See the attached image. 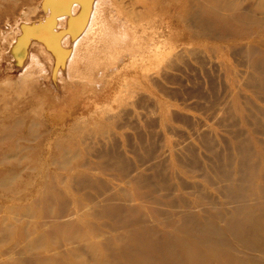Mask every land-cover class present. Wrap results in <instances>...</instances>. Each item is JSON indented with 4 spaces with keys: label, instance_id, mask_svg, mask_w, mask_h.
I'll list each match as a JSON object with an SVG mask.
<instances>
[{
    "label": "rangeland",
    "instance_id": "rangeland-1",
    "mask_svg": "<svg viewBox=\"0 0 264 264\" xmlns=\"http://www.w3.org/2000/svg\"><path fill=\"white\" fill-rule=\"evenodd\" d=\"M117 1L125 5L128 3V0ZM100 2L97 3L100 5ZM97 3L96 0H0V114L11 112L31 116V120L25 121L26 126L34 128L39 135L44 131L52 134L50 141L36 143L35 140L23 139L22 145H39V148L49 145L54 150L56 139L63 136L61 144L75 150L72 153L76 162L91 165L93 170H89L94 177L121 194L132 196L121 202L128 206L137 205L143 215H152L150 200L136 197L137 188L127 181L130 175L125 177L121 168L95 170L100 160L95 156L97 152H110L115 148L124 157L123 161L129 169L146 174L152 173L149 165L163 160L167 172L164 176L175 183L172 190H158L155 196L163 201L162 194L165 192L166 195L170 192L173 196L185 195L190 203L201 206L199 212L196 210L199 220L209 217L212 209L207 203L198 202L190 189L184 190L181 181L208 193L211 191V197L220 206L223 215L235 213L238 218L246 219L249 215L245 212L249 211L262 222L259 204L251 201L255 196L250 197L247 193L254 190L253 185L256 187L260 183L264 187V184L254 181L256 178L253 177L243 180L248 170L245 167L238 172L236 161L243 160L246 165L247 160L232 147L236 133L227 132L225 127L217 124L228 120L238 125L253 152L248 160L258 166L257 172L261 171L264 156L254 154L264 153V135L252 130L239 112L247 111L245 102L253 106L256 115L259 108L264 111V101L243 85L247 70L243 65L247 58L245 46L251 40L250 36L264 35V28L250 25V35L236 34L216 40L195 35L189 28L184 30L169 17L157 24L153 22V29L140 26V8L132 9V13L130 8L126 10L129 19L134 22L128 21L124 27V15L116 11L109 13L105 8L107 5L101 3L99 6ZM74 6L75 12L72 11ZM94 7L97 8L95 21L92 14ZM6 18L10 19L7 21ZM85 28V33L94 30L91 37L81 38L79 46L74 47L73 42L80 38ZM126 28L131 30L128 32ZM67 38L68 43H65ZM153 39H168L178 45L155 46V55H158L155 62L150 56ZM251 44L260 49L264 47L263 43L251 41ZM171 46L174 48L171 49ZM64 47L70 49L67 57ZM73 50L75 57L70 54ZM143 61L154 63L144 69ZM241 61H244L243 64ZM171 64L174 66L171 67ZM236 93H242L236 108H232L230 114L223 111L213 119L211 115L216 108L232 103ZM257 119L262 120L260 117ZM203 127L212 133L214 139L211 143L203 138ZM188 146L196 150L201 162H210L211 169L202 171V174L201 171L180 167L177 160L188 155ZM174 153L178 155L174 156ZM59 159L62 160V157ZM45 160L43 156L35 163L40 165ZM49 173L55 180L68 176L67 170H57L54 166ZM227 173L232 176L228 178ZM226 184L242 186L241 191L245 195L239 199L224 197L218 189ZM60 187L67 189L61 182ZM84 191L89 194L94 192L91 188ZM71 192L78 198L83 196L82 192L76 193L73 189ZM162 209L167 216L175 210L169 204ZM237 210L241 213L236 214ZM83 220L97 223L109 221L88 216ZM217 224L222 225L223 222L218 220ZM160 227L163 233H181L167 226ZM109 233L106 234L114 237V231ZM259 233L264 236L262 229H258ZM227 240L236 243L229 233ZM112 244L120 249L121 243L117 239ZM100 252L107 253L102 249ZM126 252L130 250L126 249ZM249 253L264 259L263 252ZM139 258L136 255L134 260ZM64 260L68 263L72 259L65 256Z\"/></svg>",
    "mask_w": 264,
    "mask_h": 264
},
{
    "label": "bare ground",
    "instance_id": "bare-ground-1",
    "mask_svg": "<svg viewBox=\"0 0 264 264\" xmlns=\"http://www.w3.org/2000/svg\"><path fill=\"white\" fill-rule=\"evenodd\" d=\"M97 2H100V5ZM127 2L125 5L117 0L106 2L96 0L99 6L102 5L101 3L107 5L105 8L109 13L116 11L119 15H124L126 19L123 21L124 27L128 21L134 22L129 19L126 10L131 9V12L132 9L140 8L142 13L140 26L153 29V22L157 24L158 21L169 17L184 30L188 31L189 28L195 35L209 36L216 40L236 34L250 35V25L264 28V0H128ZM11 4L13 5V2ZM96 9L94 7L92 12L94 21ZM75 10L76 6L72 11ZM86 30L87 28L83 30L80 38L73 42L74 47L79 46L81 38L91 37L94 30L85 33ZM130 30L128 29V32ZM128 32L127 36H129ZM250 37L251 40L245 46L247 58L245 57V62L241 61L247 68L243 85L264 101V47L260 49L256 44H251V41L264 44V35L257 34ZM68 40V38L64 39V42L68 43ZM151 44L150 56L155 62L158 57L155 55V46L178 45L168 39L161 41L153 39ZM172 48L174 47L171 46ZM63 50L67 57L70 49L64 47ZM70 54L76 56L74 50ZM162 54L163 52L159 55ZM153 63L143 61L142 67L147 69V65ZM172 66L174 64H171ZM240 94L236 93L233 102L228 103L226 107H215L216 111L212 112L214 113L211 115L212 118L215 119L223 111L230 114L231 109L236 108V102L241 98ZM245 105L247 111L242 110L239 114L252 130L264 135V111L259 108V113L256 115L252 105L248 102H245ZM258 117L262 120L259 121ZM31 118L33 117L14 115L11 112L0 114V165H2L0 166V264H264V259L261 257L249 255L251 251L264 253V236L257 234L258 229L264 232V187L260 183L256 187L253 185L254 190L251 192L248 190L247 195L255 196L251 201L253 204H259L262 222H259L258 217L253 216L254 213L249 211L245 212L249 215L246 219L238 218L235 213L223 215L220 206L212 199L211 191L208 193L195 185L181 181L184 190L190 189L198 202L207 203L210 210H213L212 213V210L210 211L209 217L199 220L196 210L199 212L201 206L190 203L185 195L173 196V192L169 193L171 195H166L165 192L162 194L163 201L155 196L158 190L165 191L173 187L174 181L164 176L167 172L164 170L163 160L149 165L148 168L152 173L146 174L140 170L129 169L127 163L123 161L124 157L115 148L110 152L96 150L99 152L95 156L100 160L95 170L121 168L125 177L130 175L127 181L137 188L136 197L150 200L152 215H143L137 205L128 206L121 202L122 199L129 200L132 196L128 193L121 194L114 187H109L107 183L94 177L90 172L93 170L91 165L76 162L73 159L75 156L73 150L61 144L64 142H62L63 136L56 139L53 144L54 150L49 145L42 148H39V145L37 147L22 145L23 139L35 140L37 143L40 140L50 141L52 137L50 131H44L39 135L34 128L26 126L25 121ZM217 125L225 127L227 132L236 133L233 135L235 141L232 147L236 151L239 150L240 154H243V159L247 160L246 165L243 160L239 163L236 161L238 172L245 167L248 170L243 180L253 177L256 178L254 181L264 184V168L257 172L258 166L248 160L253 152L245 133L239 130L238 125L233 121L222 120ZM204 127L201 128L203 138L211 143L214 137L211 132L204 130L207 128ZM186 149L188 155L184 158L178 157L179 166L196 172L208 171L210 162L204 161L205 164L201 162L192 146ZM237 153L239 155V152ZM254 155L263 157L264 153ZM43 156L46 160L40 165L36 164L35 161ZM60 157L62 160L59 159ZM52 166L57 170H67L66 179L51 178L49 170ZM226 175L228 178L232 176L230 173ZM60 182L68 191L60 187ZM220 187L218 191L224 197L239 199L245 195L241 191L242 186L226 184ZM87 188L93 189L94 192L86 193L84 190ZM71 189L76 193L82 192L83 196L78 198L72 192L70 194ZM166 203L175 209L170 216H167V212H163L162 209L167 205ZM240 213L236 211V214ZM85 216L96 220L109 219V221L90 222L83 220ZM218 220L223 224L218 225ZM160 226H167L181 233L174 235L168 231L163 233ZM110 231H114V237L109 236ZM228 233L237 244L228 242ZM114 239L120 241V249L113 246ZM101 249L107 252L106 255L101 254ZM126 249L130 252L127 253ZM82 255L87 258H83ZM136 255L140 257L139 260H134ZM65 256L70 257L71 262L66 263Z\"/></svg>",
    "mask_w": 264,
    "mask_h": 264
}]
</instances>
